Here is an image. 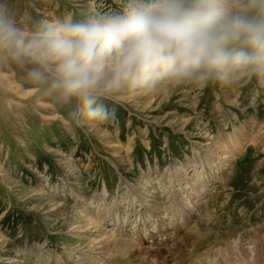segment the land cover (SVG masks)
Instances as JSON below:
<instances>
[{"label": "rangeland", "instance_id": "rangeland-1", "mask_svg": "<svg viewBox=\"0 0 264 264\" xmlns=\"http://www.w3.org/2000/svg\"><path fill=\"white\" fill-rule=\"evenodd\" d=\"M128 0H0L29 34ZM0 52V264H264V70L124 86L96 127Z\"/></svg>", "mask_w": 264, "mask_h": 264}, {"label": "clouds", "instance_id": "clouds-1", "mask_svg": "<svg viewBox=\"0 0 264 264\" xmlns=\"http://www.w3.org/2000/svg\"><path fill=\"white\" fill-rule=\"evenodd\" d=\"M0 52L96 127L124 86L235 84L264 70V0H128L119 11L42 21L26 34L0 8Z\"/></svg>", "mask_w": 264, "mask_h": 264}]
</instances>
